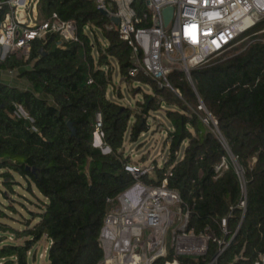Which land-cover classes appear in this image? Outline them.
Instances as JSON below:
<instances>
[{"label":"trees","instance_id":"1","mask_svg":"<svg viewBox=\"0 0 264 264\" xmlns=\"http://www.w3.org/2000/svg\"><path fill=\"white\" fill-rule=\"evenodd\" d=\"M53 13L76 21L77 42L60 43V36L50 33L33 41L27 60L15 55L0 60V71L17 72L27 81H0V171L8 188L15 172L26 180L29 192L34 186L45 198L40 211L31 212L36 223L28 222L25 230L0 221V233L25 239L4 243L6 235L0 236L1 264H30L29 252L45 236L49 264H99L104 258L101 230L107 214L120 205L118 197L138 181L157 187L164 178L189 211L186 231L211 237L205 255L178 256L180 264H210L221 248L212 238L224 245L231 241L215 264L259 261L264 256V18L239 38V45L193 67V85L184 71L170 72L178 96L144 73L129 76L130 48L116 31L107 30L108 17L91 0H40L39 18L47 20ZM3 17L0 11V22ZM98 31L107 44L102 48L98 42L95 50ZM109 58L117 61L126 81L153 87L156 95H145L139 115L107 96L113 73ZM199 99L244 169L245 211L239 177L212 121L199 110ZM162 104L173 107L166 109L172 125L164 141L168 158L163 167L155 166L157 179L146 173L137 178L126 169L130 157L122 152L125 138L128 134L135 143L148 132L147 115ZM96 130L109 153L93 145ZM224 158L229 167L219 169ZM174 258L168 242L166 256L153 264Z\"/></svg>","mask_w":264,"mask_h":264},{"label":"built area","instance_id":"2","mask_svg":"<svg viewBox=\"0 0 264 264\" xmlns=\"http://www.w3.org/2000/svg\"><path fill=\"white\" fill-rule=\"evenodd\" d=\"M91 1L102 14L107 13V30L116 31L130 48L132 66L129 76L144 73L159 88H169L179 96L169 81V74L176 70L177 64L182 66L193 85L190 75L193 67L233 49L239 38L264 18V0ZM39 3L40 0H0V11L4 12L0 22V60L10 55L27 60L33 41L50 33L58 34L60 43L79 40L75 20H64L57 13L41 20ZM167 8L173 9L169 22L164 15ZM91 82L92 79L89 80ZM198 103L199 110L212 121L239 177L244 194L241 207L245 211L247 186L244 169L232 153L217 121L210 116L201 99ZM97 119L100 127L101 114ZM228 158L222 160L219 169L229 167ZM126 169L134 175L146 173L136 166L128 165ZM118 201L119 207L107 214L101 230L104 258L99 264H153L166 256L168 233L178 218L184 222L183 226L171 233L170 239L175 258L166 264H180L178 256H203L207 253L211 237L186 231L189 211L183 209L179 193L168 188L167 178L157 187L136 183L122 193ZM212 240L221 247L218 257L231 243L224 245V241L217 238ZM255 264H264V256Z\"/></svg>","mask_w":264,"mask_h":264},{"label":"rangeland","instance_id":"3","mask_svg":"<svg viewBox=\"0 0 264 264\" xmlns=\"http://www.w3.org/2000/svg\"><path fill=\"white\" fill-rule=\"evenodd\" d=\"M86 33L91 34L89 29H86ZM97 33L98 39L94 41V44H96L95 50L100 47L98 42L102 45V48L107 44L100 32L98 31ZM239 44L240 42L237 45ZM94 56L95 59H97L98 54L96 51H94ZM219 57L220 56H215L211 58L210 61ZM109 60L113 65V73L111 83L107 90V96L116 103L130 108L133 114L139 115L142 111L141 105L145 101V95H152L155 97L156 93L153 87L149 84L138 83L136 81H126L120 74L117 61L113 58H109ZM176 69L182 70V66L177 64ZM7 73V81L19 83V85H26V79H20L17 72L12 74H10V72ZM158 101L159 98H157V102ZM169 108L173 107L162 104L157 110H151L146 119L147 123L150 125V130L141 133L138 141L135 143L129 142V136L127 134L122 149L124 155L130 157V166H136L142 169V171L146 172V174L153 179H157L155 166L163 167L165 160L168 158V149L164 146V141L167 138L168 130L172 127L171 123L166 118V109ZM205 120L207 121V119ZM93 145L102 149L104 153L110 152V148L105 145L103 135L99 130H96L94 133ZM12 175L14 183H12V188H8L4 183L8 180H5L4 177H2V171H0V213L2 211L6 215L0 217V221L18 231H23L27 228L26 225L28 222H31V226L36 223V221L33 220L31 212H39V207L42 204V200L45 198L34 186H32L33 192H29L26 180L17 173L13 172ZM134 176L139 178L141 175L135 174ZM137 183H141V181H138ZM12 207L14 209H12ZM118 207L119 206L114 207L112 210H115ZM173 208L175 211L178 210L177 207ZM183 223L184 222L178 218L174 227L171 229V233L178 231V229L180 230ZM2 235H6L5 237H7L4 243L21 244L25 241L24 238L17 239L10 232H6L5 234L0 233V236ZM170 239L171 235L169 231L168 242H170ZM4 243H1L0 246ZM49 247L50 242L46 236L37 242L29 252L30 264H49ZM1 263L2 262H0V264Z\"/></svg>","mask_w":264,"mask_h":264},{"label":"water","instance_id":"4","mask_svg":"<svg viewBox=\"0 0 264 264\" xmlns=\"http://www.w3.org/2000/svg\"><path fill=\"white\" fill-rule=\"evenodd\" d=\"M172 11H173L172 8H167V9L164 10V15H165L166 22H169V20H170V18H171V16H172ZM104 15L107 16V13H104ZM115 20H116V19H115ZM116 21H117V20H116ZM42 52H43V51H42ZM68 125H69V127H70V129H71V131H72L73 136L76 135V130L74 129L72 123H71V122H68ZM217 257H218V255H216V256L214 257V259H213V261H212L213 264H215V261H216Z\"/></svg>","mask_w":264,"mask_h":264},{"label":"crops","instance_id":"5","mask_svg":"<svg viewBox=\"0 0 264 264\" xmlns=\"http://www.w3.org/2000/svg\"><path fill=\"white\" fill-rule=\"evenodd\" d=\"M7 72L0 71V81H7Z\"/></svg>","mask_w":264,"mask_h":264}]
</instances>
